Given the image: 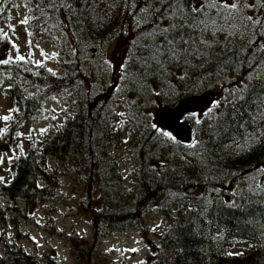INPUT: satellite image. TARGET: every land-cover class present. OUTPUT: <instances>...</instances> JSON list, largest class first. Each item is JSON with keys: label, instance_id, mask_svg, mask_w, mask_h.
<instances>
[{"label": "trees", "instance_id": "1", "mask_svg": "<svg viewBox=\"0 0 264 264\" xmlns=\"http://www.w3.org/2000/svg\"><path fill=\"white\" fill-rule=\"evenodd\" d=\"M20 1L31 41L57 40L61 55L55 68L0 63L1 91L14 104L0 139L19 146L0 181V219L8 213L17 224L33 202L57 211L69 199L64 175L82 187L77 203L94 230L92 243L72 239L75 264H95L99 239L145 231L152 213L173 224L150 264H264V178L249 180L264 173V28L253 23L264 0H0V47ZM232 4L256 16L234 26ZM110 44L104 70L95 56ZM209 90L213 106L184 118L191 145L154 124L159 108ZM60 96L69 97L62 119L24 141L21 129L45 120L46 101ZM122 135L139 158L134 189L110 149ZM18 232H0V264H62L36 259Z\"/></svg>", "mask_w": 264, "mask_h": 264}, {"label": "rangeland", "instance_id": "2", "mask_svg": "<svg viewBox=\"0 0 264 264\" xmlns=\"http://www.w3.org/2000/svg\"><path fill=\"white\" fill-rule=\"evenodd\" d=\"M229 13V22L234 26L242 24L243 16L247 13L256 16L255 13L246 10L242 4H239L237 9L231 10ZM29 18L28 9L24 2L20 1L12 9L11 17L2 23L1 27L7 42L0 47V61L11 59L22 62L23 65L26 64L25 62H33L44 64L48 68H55L59 61L57 57L61 55L57 40L31 41L29 25L22 23ZM256 20L260 21L256 26L260 25L264 28V16L259 15ZM248 29L253 30L254 28L248 27ZM113 51H115L113 45L110 44L106 49L107 54L100 51L98 56H95L104 65V70H107L106 65L110 64ZM20 56L25 57V59H18ZM1 90L2 88H0V126L3 127L8 126L9 122V120L3 122V117L10 115L14 104L10 97L4 96ZM66 98L69 97L60 96L58 99L47 100L45 103L46 119L30 121L21 129L19 136L24 141L40 139L53 118L62 119L63 110L69 105ZM110 149L120 163L129 188L134 189L139 158L133 149L131 139L127 135H122L120 139L115 140ZM18 150L17 144H9L0 139V178H2L0 181L7 180L5 176L10 169V159ZM263 174L259 176L253 173L256 176L249 177V180H256V178L262 180ZM59 181L60 189L69 196V199L67 202L59 204L57 211L49 212L43 206L41 207L39 202H33L30 206L31 211L28 213L29 217L18 214L17 224L12 220L13 215L8 213L5 215L6 218L0 219V232L5 239H15L17 233H20L18 230H21L20 235L22 237L17 242L25 246L36 256V259H43L46 254H51L62 264H75L73 255L75 248L72 239L77 235L79 238L75 239L79 241L84 240L86 243L94 241L92 214L83 211L77 203L83 194L82 187L64 175L60 177ZM172 224V220L165 219L159 213H152L147 217L146 229L143 232L131 228L125 231H117L99 239L92 251L95 264H150L151 250L160 244L161 234L169 231Z\"/></svg>", "mask_w": 264, "mask_h": 264}, {"label": "water", "instance_id": "3", "mask_svg": "<svg viewBox=\"0 0 264 264\" xmlns=\"http://www.w3.org/2000/svg\"><path fill=\"white\" fill-rule=\"evenodd\" d=\"M217 95L212 90L201 94L188 96L174 107L164 106L155 113L153 122L161 130L170 132L176 141L191 145L194 134L191 125L184 120L185 116L193 113H205L214 104Z\"/></svg>", "mask_w": 264, "mask_h": 264}, {"label": "snow or ice", "instance_id": "4", "mask_svg": "<svg viewBox=\"0 0 264 264\" xmlns=\"http://www.w3.org/2000/svg\"><path fill=\"white\" fill-rule=\"evenodd\" d=\"M202 7H203V6H202ZM202 7H201V9H195V8H194L193 11H200V10H202ZM229 7H231V8H236L237 5H236V4H232V5H230ZM248 19L251 20L252 18H251V17H248ZM22 23L27 24V23H28V20L25 19L24 21H22ZM253 23H254V24H259L260 21H259V20H256V21H253ZM29 43H31V42H29ZM18 59H20V60H24L25 57L20 56V57H18ZM0 63H5V64H6V63H8V61H7V60H2V61H0ZM3 119H4V120H8V119H10V117L5 116V117H3ZM153 127H155V125H153ZM5 131H6V129H5ZM162 134H163L164 136H169V137H171V133L163 132ZM173 139H174V137H173ZM0 179H2V178H0Z\"/></svg>", "mask_w": 264, "mask_h": 264}]
</instances>
